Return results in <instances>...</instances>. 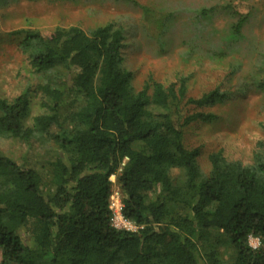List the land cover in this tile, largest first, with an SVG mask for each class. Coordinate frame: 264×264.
<instances>
[{"label": "trees", "instance_id": "obj_1", "mask_svg": "<svg viewBox=\"0 0 264 264\" xmlns=\"http://www.w3.org/2000/svg\"><path fill=\"white\" fill-rule=\"evenodd\" d=\"M21 34L20 48L46 78L45 111L26 128L28 95L0 100V139L28 151L35 138L46 139L54 157L26 166L0 155V264H198L196 243L214 235L228 240L234 264H264L262 146L247 166L210 155L205 178L199 150L184 146L185 127L216 116H183L182 104L213 107L227 100L224 93L190 99L185 78L164 87L151 77L135 92L123 67L124 32L113 23L88 34L77 27ZM120 170L124 216L140 227L135 233L110 225V178ZM174 170L183 173L182 184L173 183Z\"/></svg>", "mask_w": 264, "mask_h": 264}, {"label": "rangeland", "instance_id": "obj_2", "mask_svg": "<svg viewBox=\"0 0 264 264\" xmlns=\"http://www.w3.org/2000/svg\"><path fill=\"white\" fill-rule=\"evenodd\" d=\"M242 4L238 7L237 0H0V100L11 103L21 94L28 95L26 128L45 111L41 87L46 78L31 67L28 52L20 48L21 33L35 31L46 37L56 28L77 27L88 34L113 23L124 32L123 67L133 76L135 92L150 77L164 87L185 78L187 98L199 99L214 90L227 96L223 104L209 108L182 104L183 116H216L212 123H191L184 129L185 148L199 150L202 177L210 173L212 154L250 165L261 146L264 151V90L258 88L264 81V0ZM143 7L152 12L149 18ZM244 15L247 20L242 22ZM157 20H164L161 28ZM238 22L242 26L234 33ZM31 144L28 151L22 142L3 137L0 155L26 166L51 162L52 142L35 138ZM120 173L114 176L112 192L120 190ZM171 179L182 184L183 173L174 170ZM249 245L257 249L259 241L250 238ZM196 249L198 264L235 263V252L223 235L196 243Z\"/></svg>", "mask_w": 264, "mask_h": 264}, {"label": "built area", "instance_id": "obj_3", "mask_svg": "<svg viewBox=\"0 0 264 264\" xmlns=\"http://www.w3.org/2000/svg\"><path fill=\"white\" fill-rule=\"evenodd\" d=\"M113 179L114 176L110 178L112 184H113ZM108 209L110 211V216H111L110 225L114 230L135 233L140 229V227H138L134 222L127 220L125 218L124 205L120 190L111 193V196L109 198Z\"/></svg>", "mask_w": 264, "mask_h": 264}]
</instances>
